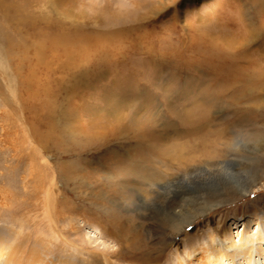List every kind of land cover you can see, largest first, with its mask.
Here are the masks:
<instances>
[{
  "label": "rangeland",
  "instance_id": "374dc122",
  "mask_svg": "<svg viewBox=\"0 0 264 264\" xmlns=\"http://www.w3.org/2000/svg\"><path fill=\"white\" fill-rule=\"evenodd\" d=\"M7 1L0 228L10 244L56 264H203L200 244L238 219L237 242L247 211L264 210V178L263 190L241 197L237 176L248 166L264 173V155L232 158L264 136V104L256 109L249 90L233 102L245 95L247 74L264 79V33L244 61L221 60L208 43L264 21V0ZM215 96L206 124L230 144L186 132ZM224 160L232 193L195 219L202 197L212 203L221 188L186 173ZM162 199L177 202L179 214Z\"/></svg>",
  "mask_w": 264,
  "mask_h": 264
},
{
  "label": "bare ground",
  "instance_id": "6f19581e",
  "mask_svg": "<svg viewBox=\"0 0 264 264\" xmlns=\"http://www.w3.org/2000/svg\"><path fill=\"white\" fill-rule=\"evenodd\" d=\"M7 2H8L7 0H0V18H2L3 21L1 20L2 21L1 23H3L4 25L9 20V16L7 15ZM3 24H2V27H3ZM262 33H264V21L260 20L256 26L254 25V27L244 26L243 29H241V30L236 29V31L231 32V34H229V33H225L224 35L220 34L218 37H216L217 40L215 42L208 43V44H209L210 48L214 50V52L217 51L216 57L218 54L220 56V57L218 56V58H220L221 60L225 61L230 57L231 58L235 57V58H239V61H244V60H246V58L248 56L247 52H248V49L250 47L249 45H251L252 43H259L261 40ZM68 44H73V43H68ZM211 49L209 51H211ZM237 53H239V54H237ZM214 55H215V53H214ZM215 59H217V58H215ZM247 77H248V79L245 81V87H247V89L244 92V94L246 96L245 95L244 96L239 95L237 97L235 96L233 102L239 103L240 100H245L247 97V91L249 90L250 95L255 96V99H256V101L254 103V107L256 106L255 107L256 109H261L259 106L261 104H264V100H263V98H264V79H262L258 76L251 75V74L250 75L247 74ZM216 101L218 102V98L216 96L209 103H206L207 100H204V107L200 110V112H199L200 115H199L198 121H196L197 125L195 124L192 127L188 126L186 132H188L189 134L195 135V136L196 135L207 136L209 133H210V135H212V133H211L212 131L211 132L209 131L208 124H206V123L208 122L209 114L213 110L212 108H210L208 106H210V104L213 105L214 102H216ZM257 104H260V105H257ZM234 105H236V104H234ZM251 108H253V103H252ZM260 117H261V115H260ZM262 117L264 118V115H262ZM215 130H217V129H215ZM226 132H229V131H226ZM182 133L184 134V132H182ZM212 136H214V141H213L214 145L216 143H219V145H220V142L224 141V140L229 144L231 142V140L228 142V140L225 139L227 137H225L226 134H224L223 130H217V132ZM211 140L212 139L210 138V141ZM247 145L249 147L247 149V151H245L241 148H238V149L235 148L236 155H234L232 158H236L239 156L241 159L247 160V159H249L248 156L254 155V154H252L251 151H253L256 156H263L264 155V136L256 138V140H254L253 142L247 141ZM216 147H217V145H216ZM219 155H221V153H218L216 155L211 154L212 157H216ZM256 158H258V157H255V159ZM226 162L230 163V161H228V160L227 161L226 160L217 161V162H211L210 161L204 167L202 166L200 169H195L192 172H190L189 174L186 173V176H187L190 174H194L196 172H200V183L204 188H205V185L213 186L215 188L216 187L221 188V192L219 191L220 192L219 194H216L217 193L216 192L214 195L209 194V197H207V198H212V199L214 198V202L212 201V203H206V201H204L205 197H202V202L204 204H202V206L200 207L199 213H197V215L194 216L195 219H197L198 216L203 217V216L208 215L211 211L215 210V208L219 205V202L222 199L224 200L226 195H229L232 193V188L227 184V181H226L227 175L225 174L226 170H225V166H224L227 164ZM180 163H179V165H180ZM251 167L252 166H248V168L240 169L239 175H237L238 177L244 179V182H243L244 187L241 186L240 187L241 191L239 192V195L241 197H246L252 193L260 191V189H262V187H263V186H259V185L263 181V178H264L263 174L264 173H262L259 169L257 170L255 168V166H254V168L256 170L252 171ZM181 168H183V167H181ZM181 168H179V169H181ZM183 177H185V175ZM178 179H176V180H178ZM176 180L174 179L173 181H170L168 184L170 185ZM164 181H166V180H164ZM205 194H208V193H205ZM230 196H234V195H230ZM159 202L164 204L166 206V208L169 206L168 209L171 211L172 215L176 216L177 214H179L177 211V208H178L177 202H171L170 200H167V199H162ZM247 214H248V216H247L248 221L243 220L245 222V225H246L245 230L243 231L240 239L237 242L235 241V238L233 237V227L236 225V222H238L237 221L238 219L233 221V223L230 227H228L227 224L223 225L222 227H221V225H218V227H217L218 229L214 230V232L212 234H210L209 240L200 244V246H199L197 253L200 256V258H199V261H201L200 263L208 264V263H210V260L213 257L215 258V264H219V263L222 264L221 261L224 259L230 260V262L232 264H238V263L239 264L240 263L241 264H252L254 257L259 258V259H264V210L261 209V207L258 206V204L257 205L254 204V208L249 209L247 211ZM162 221L165 223L167 222L165 220H162ZM251 221L254 222L253 224H256L258 226L256 239L249 236L251 226L253 225V224H251V226H250ZM185 226H184V228H185ZM187 227H188V224H187ZM4 231L2 228H0V259L1 258L4 259L3 264H56L55 261H46L44 255L40 254L39 250H37V249H32L29 253L26 254V252L22 250V249H24L23 247L25 245L23 247L20 245L22 248H20L18 245H17V247L12 246L13 244L11 245L10 241L7 240L8 237H6V235H5L6 233ZM169 231H171L172 234H173V232L175 233L173 227H171ZM180 231H181V228L177 229L176 233H179ZM153 260H154L153 258H150V259L148 258L145 260L138 259V261L143 262V263L144 262L150 263ZM178 264H183V262H179Z\"/></svg>",
  "mask_w": 264,
  "mask_h": 264
}]
</instances>
